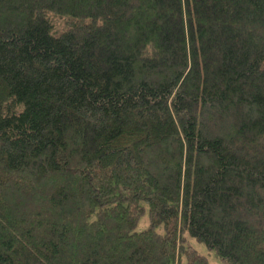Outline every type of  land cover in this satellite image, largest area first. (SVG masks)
<instances>
[{"label": "trees", "instance_id": "trees-1", "mask_svg": "<svg viewBox=\"0 0 264 264\" xmlns=\"http://www.w3.org/2000/svg\"><path fill=\"white\" fill-rule=\"evenodd\" d=\"M189 238L264 264V0H0V264Z\"/></svg>", "mask_w": 264, "mask_h": 264}, {"label": "rangeland", "instance_id": "rangeland-1", "mask_svg": "<svg viewBox=\"0 0 264 264\" xmlns=\"http://www.w3.org/2000/svg\"><path fill=\"white\" fill-rule=\"evenodd\" d=\"M148 227H149V217H148V212H147L145 216L141 219L138 225V228H137V232H142L146 230ZM159 231H163V227H161ZM189 243L191 246H193L198 251V253L201 256H204L207 258L208 264H226L223 261L219 260L215 252L207 248V246H205L204 244L192 238H189Z\"/></svg>", "mask_w": 264, "mask_h": 264}]
</instances>
